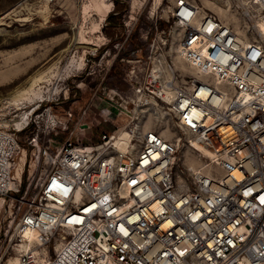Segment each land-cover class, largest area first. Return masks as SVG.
Here are the masks:
<instances>
[{"label":"built area","instance_id":"1","mask_svg":"<svg viewBox=\"0 0 264 264\" xmlns=\"http://www.w3.org/2000/svg\"><path fill=\"white\" fill-rule=\"evenodd\" d=\"M248 2L250 18L264 21V0ZM172 18L197 76L173 82L151 70L126 99L144 108L140 124L167 109L176 133L135 125L97 143L74 132L22 141L31 121L0 125V264H264V42L193 1L179 0ZM116 116L101 111L106 126ZM192 142L208 155L180 169L199 152ZM21 146L38 154L19 196Z\"/></svg>","mask_w":264,"mask_h":264},{"label":"rangeland","instance_id":"2","mask_svg":"<svg viewBox=\"0 0 264 264\" xmlns=\"http://www.w3.org/2000/svg\"><path fill=\"white\" fill-rule=\"evenodd\" d=\"M178 1L0 0V125L13 128L31 121L22 141L40 137L63 142L74 132L75 142L97 143L102 133L135 125L164 135L176 133L167 109L149 111L140 124L137 114L144 108L126 96L146 81L151 70L173 82L195 73L176 48L180 30L172 11ZM189 1L240 33L253 31L264 42L260 22L248 14V0ZM103 109L118 115L112 124H104ZM160 121L168 125L160 127ZM37 154L26 153L21 146L14 170L21 183L19 196L29 190V167L36 165ZM205 159L202 151L185 154L180 169L185 165L191 171ZM3 215L4 210L0 228Z\"/></svg>","mask_w":264,"mask_h":264},{"label":"bare ground","instance_id":"3","mask_svg":"<svg viewBox=\"0 0 264 264\" xmlns=\"http://www.w3.org/2000/svg\"><path fill=\"white\" fill-rule=\"evenodd\" d=\"M179 2V1H178ZM178 2H176V4L178 3ZM246 5H247V3H246ZM221 10H222V8H221ZM260 22V28H261V30H262V32H263V34H264V21L263 20H257V23H259ZM226 23V22H225ZM226 24H228V23H226ZM228 25H230V24H228ZM230 26H232V25H230ZM233 27V26H232ZM234 28V27H233ZM235 29V28H234ZM236 30V29H235ZM237 31V30H236ZM180 47H181V44H179L176 48H177V52H178V54H179V58H182V55L180 54ZM183 59V58H182ZM187 64V63H186ZM189 67L191 68L190 70L191 71H194L195 73L192 75V76H197V72L195 71V69L193 68V67H191L190 65H189ZM159 71V70H158ZM27 120H28V118H27ZM21 121V120H20ZM28 122H26V120H25V122H23L22 123V126H24L25 124H27ZM24 124V125H23ZM145 131H148V130H145ZM129 135H128V133H127V131H124L123 133H122V135H121V138H124V137H128ZM117 143H116V147H117V149H120V151H124V145L123 144H125L124 142H122L121 140H118V141H116ZM193 143V142H192ZM194 144V143H193ZM195 145V147H196V149L198 150V151H202L206 156L208 155V153H207V151L203 148V147H200V146H198V145H196V144H194ZM202 163V162H201ZM200 164V163H199ZM21 167H23V163L21 164ZM194 169V170H193ZM192 170L193 171H195L196 170V168H195V166H194V168H193ZM2 210H3V199H0V214L2 213ZM37 238V235L36 234H34V233H32V232H30V233H28L27 234V236H26V239L28 240V241H33V240H35Z\"/></svg>","mask_w":264,"mask_h":264},{"label":"crops","instance_id":"4","mask_svg":"<svg viewBox=\"0 0 264 264\" xmlns=\"http://www.w3.org/2000/svg\"><path fill=\"white\" fill-rule=\"evenodd\" d=\"M114 6V3L113 2H111V3H109L108 4V8H109V11H108V13H107V17H108V15L111 13V11H112V7Z\"/></svg>","mask_w":264,"mask_h":264},{"label":"trees","instance_id":"5","mask_svg":"<svg viewBox=\"0 0 264 264\" xmlns=\"http://www.w3.org/2000/svg\"><path fill=\"white\" fill-rule=\"evenodd\" d=\"M115 4H117V0H114ZM111 15L108 16V20L110 19Z\"/></svg>","mask_w":264,"mask_h":264}]
</instances>
